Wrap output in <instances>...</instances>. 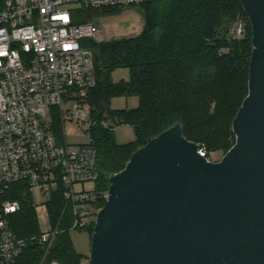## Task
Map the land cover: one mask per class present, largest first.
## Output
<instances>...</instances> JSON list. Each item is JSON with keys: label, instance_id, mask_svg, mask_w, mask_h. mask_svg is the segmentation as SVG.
<instances>
[{"label": "trees", "instance_id": "1", "mask_svg": "<svg viewBox=\"0 0 264 264\" xmlns=\"http://www.w3.org/2000/svg\"><path fill=\"white\" fill-rule=\"evenodd\" d=\"M139 9L144 24L136 36L86 43L93 53L96 75L88 101L94 115L91 137L99 172L97 189L105 192L109 179L136 150L176 124L205 157L213 151L226 153L235 142L232 121L248 94L252 32L240 0H146ZM99 10L75 5L72 17L76 23L91 21ZM238 17L244 18L245 25L243 35L236 38L231 29ZM116 69H126L128 80L113 82L111 73ZM121 96L137 98V105L110 109L111 99ZM107 121L114 127L130 125L134 140L117 144ZM55 129L59 130L58 123ZM4 199L20 205L9 217L15 235L27 239L20 264H38L40 248L28 240L38 234V228L27 184H12L0 193V201ZM104 204L102 199L94 206ZM64 207L59 189L51 194L47 210L62 227L69 224ZM89 229L92 234L94 227ZM81 259L68 233H60L48 261L80 264Z\"/></svg>", "mask_w": 264, "mask_h": 264}, {"label": "water", "instance_id": "2", "mask_svg": "<svg viewBox=\"0 0 264 264\" xmlns=\"http://www.w3.org/2000/svg\"><path fill=\"white\" fill-rule=\"evenodd\" d=\"M240 1L252 50L234 144L211 162L178 124L149 139L109 179L89 264H264V0Z\"/></svg>", "mask_w": 264, "mask_h": 264}, {"label": "built area", "instance_id": "3", "mask_svg": "<svg viewBox=\"0 0 264 264\" xmlns=\"http://www.w3.org/2000/svg\"><path fill=\"white\" fill-rule=\"evenodd\" d=\"M144 1L0 0V193L17 182L43 194L61 189L69 213L66 227L58 222L28 239L42 249L38 264H62L48 261L55 238L84 229L88 206L107 198V191L75 189L99 176L91 135L84 133L83 142L70 148L64 131L58 133L53 123L60 119L63 127L66 115L76 124L93 121L88 98L96 75L86 43L104 39L92 21L74 22L73 7L101 9ZM244 25L239 17L232 36L241 37ZM19 209L16 200L0 201V264H20L27 239L9 226V217ZM91 216L95 219L96 213Z\"/></svg>", "mask_w": 264, "mask_h": 264}, {"label": "rangeland", "instance_id": "4", "mask_svg": "<svg viewBox=\"0 0 264 264\" xmlns=\"http://www.w3.org/2000/svg\"><path fill=\"white\" fill-rule=\"evenodd\" d=\"M112 8H101L95 14V17L91 19V21L102 33L104 41H111L124 37H133L142 31L144 19L142 13L140 12L139 5ZM103 9L109 10L103 11ZM128 77L129 75L126 69H116L111 73V80L113 82H117L121 79L128 80ZM136 105L137 98H125L121 96L112 98L109 107L110 109L115 110L132 108ZM53 110L55 113L56 109ZM91 113L93 117L94 115L92 110ZM59 120L60 119H58L57 121V118H54L53 123L60 124L58 133H63L64 131V133L66 134V143L70 148H77L79 144L83 142L84 133H89L91 135V129L94 125V121L87 125L72 123L71 121H69V118L66 115L64 118V125L62 127ZM111 130L113 138L117 144H125L134 140L135 136L133 128L128 124H118ZM224 154L225 152L220 150L210 152L207 156V160L211 162H217L223 157ZM98 183L99 179L90 182H84L81 185L76 184L75 189H97ZM28 192L30 195L31 205L35 213L38 233L54 227L57 223L51 219L47 210V203L50 200L51 194H43L37 187L28 189ZM99 210L97 207H93L91 209V207L88 206L86 216L84 218L86 224L85 228L82 230H71L67 232L75 252L82 256L80 264H89V254L92 238V234H90L91 230L89 228H91V226L93 228V220L95 222V219L91 216V214L93 215L94 213H96L97 215ZM91 218L93 219L92 221ZM41 250V248L37 249V252L41 254Z\"/></svg>", "mask_w": 264, "mask_h": 264}]
</instances>
